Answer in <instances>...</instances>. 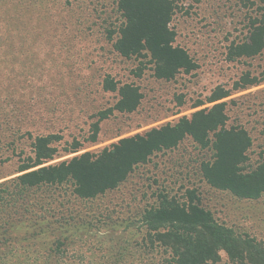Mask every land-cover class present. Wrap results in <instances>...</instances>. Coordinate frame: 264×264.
Listing matches in <instances>:
<instances>
[{
	"label": "rangeland",
	"instance_id": "obj_1",
	"mask_svg": "<svg viewBox=\"0 0 264 264\" xmlns=\"http://www.w3.org/2000/svg\"><path fill=\"white\" fill-rule=\"evenodd\" d=\"M176 1L173 27L177 44L188 50L199 68L173 81H162L154 77L151 68L135 80L131 72L138 62L114 52L106 31L118 24L115 0H0V23H16L28 30L20 37L21 44L27 38L30 47L19 50V62L13 66L20 72L28 70L23 83L30 87L27 99L36 107L38 119L14 136V129L5 126L12 121L10 106L0 104L6 108L0 109V183L20 175L17 154L23 150L30 153L28 131L61 135L56 144L61 152L76 140L82 144L79 152L62 153L49 163L53 164L85 152L99 153L122 138L174 124L198 110L191 109L196 101L207 98L219 85L231 87L246 72L264 78V51L235 63L226 59L227 48L249 36L250 18L257 15V6L248 7L245 0ZM107 74L121 82H135L144 99L135 113H116L102 122L99 140L91 143L90 126L97 114L117 101L116 94L102 89ZM177 95H184V106L176 105ZM232 99L236 104L229 107L230 123L245 125L255 140L247 165L253 168L264 150V84L226 101ZM208 106L212 105L202 108ZM211 154L188 139L173 151L156 154L118 189L96 200L75 198L70 185L55 188L65 209L76 213V221L90 231L89 235L83 236L82 243L66 248L69 258H37L49 240L39 238L29 243L27 230L16 229L10 234L12 242L0 246V264H159L161 253L145 250L139 220L162 190L182 197L187 189H196L203 206L220 223L264 245V195L256 201L241 200L210 187L200 166ZM4 241L1 238L0 245ZM221 258L218 264H239L225 253Z\"/></svg>",
	"mask_w": 264,
	"mask_h": 264
},
{
	"label": "trees",
	"instance_id": "obj_2",
	"mask_svg": "<svg viewBox=\"0 0 264 264\" xmlns=\"http://www.w3.org/2000/svg\"><path fill=\"white\" fill-rule=\"evenodd\" d=\"M245 2L248 7L257 6L258 13L250 18L247 39L227 48L226 59L230 63L253 59L264 51V0ZM115 3L118 24L106 31V37L121 58L138 62L131 72L135 80L150 68L154 77L162 81H173L178 75L191 74L199 68L188 50L177 44L178 34L173 27L178 12L176 0ZM22 33H28L24 26L0 23V104L6 102L10 106L12 121L5 126L14 129V136L38 120L34 115L36 107L27 99L30 87L23 83L28 70L20 72L14 67L19 62V50L30 47L27 38L21 44ZM262 84L264 78L246 72L231 87L219 85L207 98L196 101L191 109L198 110L174 124L122 138L99 153L85 152L53 164L49 163L62 153L79 152L82 144L76 140L61 152L56 145L61 135H34L27 130L26 141L31 150L29 154L25 150L17 154L16 171L20 175L0 183V239H5L0 246L7 247L6 242H12L13 230L25 229L29 243L39 238L49 240L37 258H69L66 248L82 243L90 231L79 225L75 212L65 209L54 189L70 185L75 198L96 200L118 189L156 154L173 151L188 139L202 151L212 153L200 166L210 187L241 200H259L264 195V150L257 165L248 168L255 140L245 125L230 123L229 107L236 102L226 99ZM101 85L104 92L116 94L117 101L97 114L90 126L91 143L99 140L102 122L116 113H135L144 99L135 82H121L111 74L104 76ZM175 102L184 106V95H177ZM209 104L212 106L202 108ZM12 143L15 145L16 140ZM139 223L145 250L162 255L159 264H218L222 253L234 263L264 264V245L220 223L203 206L196 189H187L182 197L164 190L158 192L154 205L143 211Z\"/></svg>",
	"mask_w": 264,
	"mask_h": 264
}]
</instances>
